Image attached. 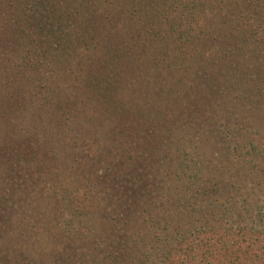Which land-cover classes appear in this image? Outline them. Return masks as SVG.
<instances>
[{
  "label": "trees",
  "instance_id": "trees-1",
  "mask_svg": "<svg viewBox=\"0 0 264 264\" xmlns=\"http://www.w3.org/2000/svg\"><path fill=\"white\" fill-rule=\"evenodd\" d=\"M0 264H264V0H0Z\"/></svg>",
  "mask_w": 264,
  "mask_h": 264
}]
</instances>
